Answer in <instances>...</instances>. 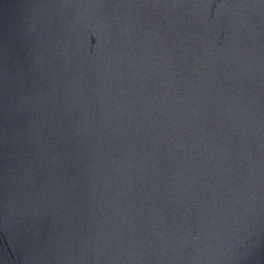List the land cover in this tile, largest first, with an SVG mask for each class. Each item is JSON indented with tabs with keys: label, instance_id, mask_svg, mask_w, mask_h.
<instances>
[{
	"label": "water",
	"instance_id": "1",
	"mask_svg": "<svg viewBox=\"0 0 264 264\" xmlns=\"http://www.w3.org/2000/svg\"><path fill=\"white\" fill-rule=\"evenodd\" d=\"M0 264H264V0H0Z\"/></svg>",
	"mask_w": 264,
	"mask_h": 264
}]
</instances>
